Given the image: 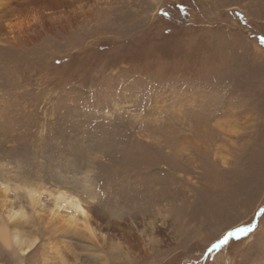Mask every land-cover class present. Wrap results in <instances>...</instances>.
Here are the masks:
<instances>
[{"label":"rangeland","instance_id":"374dc122","mask_svg":"<svg viewBox=\"0 0 264 264\" xmlns=\"http://www.w3.org/2000/svg\"><path fill=\"white\" fill-rule=\"evenodd\" d=\"M262 40L264 0H0V215L38 240L0 264H264Z\"/></svg>","mask_w":264,"mask_h":264},{"label":"bare ground","instance_id":"6f19581e","mask_svg":"<svg viewBox=\"0 0 264 264\" xmlns=\"http://www.w3.org/2000/svg\"><path fill=\"white\" fill-rule=\"evenodd\" d=\"M39 188V189H38ZM28 190V199L31 205H36L43 194L42 189L40 187ZM57 201L64 202L66 206L73 205L74 206V214L70 217V220H74L79 217V222L82 224L79 227V234H82L86 239L93 242L96 236L95 229L91 225V217L87 211L83 209V205L81 201L76 197L66 196L65 193H60L56 198ZM20 212V213H19ZM20 214L22 217L23 211H16V213H11L8 217L10 221L16 223L19 219ZM0 241L9 249H13L19 252L30 251L38 242L37 238L30 237L25 235L19 225L14 224L9 228V224L5 221L2 215H0ZM61 264H65V260L60 256L59 257Z\"/></svg>","mask_w":264,"mask_h":264},{"label":"snow or ice","instance_id":"6c2138e0","mask_svg":"<svg viewBox=\"0 0 264 264\" xmlns=\"http://www.w3.org/2000/svg\"><path fill=\"white\" fill-rule=\"evenodd\" d=\"M261 42L264 43V40H262ZM261 214L264 215V212H262ZM254 231H255V226L253 225H245L243 227L237 228L235 229V231L229 232L223 239L219 240L218 243L214 244L212 247L213 249L219 248L221 245L226 244L231 237L236 236L237 233L242 235H247Z\"/></svg>","mask_w":264,"mask_h":264}]
</instances>
